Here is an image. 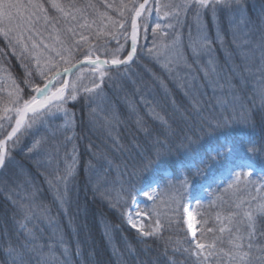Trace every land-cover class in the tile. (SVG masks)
<instances>
[{
  "label": "snow or ice",
  "instance_id": "obj_1",
  "mask_svg": "<svg viewBox=\"0 0 264 264\" xmlns=\"http://www.w3.org/2000/svg\"><path fill=\"white\" fill-rule=\"evenodd\" d=\"M258 3L257 8L249 0H155L151 4L150 0H121L119 5L103 3L101 10L92 0H0V43L6 42L24 69L20 83L13 79L14 91L8 93V102L0 111V196L11 204L17 225L0 232V264H72L63 235L58 244H44L39 224L45 218L53 221V206L65 216L74 202L79 208L81 172L87 175L93 199L111 208L128 209L120 217L141 237L163 239L164 226L159 220L151 230L140 223L144 213L136 206L134 194L154 199L151 185L144 190L143 182L164 163L170 164L172 175H162L159 181H177V192L194 188L195 181L213 169L234 177L228 185L234 192L249 186L264 192V171L260 180L254 179L257 173L251 163L264 154V136L241 135L252 121L247 105L254 106L257 97L264 131V0ZM109 9L116 18L109 15ZM153 14L166 22L151 27L150 47H138L141 31L148 36ZM100 37H110L117 46L110 49L95 43ZM227 37L240 49L244 73L258 76L251 96L243 91L248 78L231 56L226 60L227 70L218 62L217 45L220 51L226 50ZM0 62L7 63L2 48ZM82 65L95 77L91 86L78 83L81 77L76 73L84 72ZM134 66L148 73L151 84ZM69 75L76 79L70 82ZM234 78L240 80V88ZM126 82L152 91L159 88L163 93L154 105L145 104L146 115L161 130L137 154L139 159L130 170L128 164L123 165L120 181H109L112 168L121 166L114 165L91 139L81 152L80 141L87 139L85 131L101 126V120L104 127L118 121L121 103L136 115L140 127L148 128L136 104L121 99ZM170 84L183 90L187 105L179 104ZM209 91L211 98L204 99ZM140 102L144 103L143 98ZM85 155L89 158L84 159ZM183 212L191 233L189 247L173 248L169 256V238L152 264H159L160 256L164 264H177V252L186 254L190 264H264V196L237 197L226 214H217L218 227L201 231L199 238L201 220L190 208ZM68 221L71 224L72 217ZM104 227L105 234L119 230V225L107 222ZM125 253L136 255L126 243L124 250L114 253L117 261ZM75 255L80 256L79 249Z\"/></svg>",
  "mask_w": 264,
  "mask_h": 264
},
{
  "label": "trees",
  "instance_id": "obj_2",
  "mask_svg": "<svg viewBox=\"0 0 264 264\" xmlns=\"http://www.w3.org/2000/svg\"><path fill=\"white\" fill-rule=\"evenodd\" d=\"M164 1L167 2V0ZM92 2L98 4L101 7V10H104L103 3L119 5L121 0H103V2L102 0H92ZM249 3L255 4L257 8L259 7L258 0L255 2L249 0ZM108 11L109 15L116 18V13L113 9H109ZM165 22L166 21H163V23ZM211 24L212 22L209 18V27H211ZM151 27L152 26L149 27L147 38H145L141 31L140 45L151 46ZM226 39V50L220 51L219 46L217 45L216 55L220 66L227 70L228 64L226 63V60L231 56L232 61H234L236 65H239V70L244 73L242 66L244 61L241 58L240 49L232 43L231 37H227ZM120 42L125 44V48L128 47V44L125 43L122 36L120 37ZM95 43L100 45L107 44L110 49L117 46L116 41L111 40L110 37H100ZM0 48L4 49V57H6L7 61V63L0 62V78L11 77L10 79H15L16 83H20V78L24 75V70L21 69L22 66L20 61L6 47V42L0 43ZM256 56H259L258 52L256 53ZM142 63H148V61H142ZM5 68L9 70L3 71ZM136 69L140 72L144 81L151 84L148 73L144 72L143 69L137 67ZM155 70L157 72L159 71V69ZM88 74L93 76L89 71ZM244 75L248 78V84L243 91L246 95L251 96L253 93V84L255 80L258 79V76H248L247 73H244ZM133 79H135V77H133ZM233 83L237 88H240V80L238 78H234ZM10 86H7V90ZM21 87H23L22 84ZM169 87L172 89L179 104L187 105L189 103V99L182 94V89H177L171 84ZM106 91L111 95V90L106 89ZM120 95L122 100L127 99L136 104L140 115L147 121L148 128L140 127L136 123V115L129 112L124 107L123 103H121L117 109L118 121H113L112 126L110 127H104L102 126L103 121L101 120V126H98L97 129L93 131H85L84 135L87 139L80 141L81 152H84L85 145L88 144V139H91L93 143L100 146V151L106 154L107 158L111 160L114 165L119 164L121 166L119 170L115 167L112 168L108 175L109 181H120V172L124 171L123 165L128 164L130 170L131 164L139 159L137 154L143 152L145 145L153 143L157 138L156 133L161 130L159 123L152 121L146 115L145 108V104L150 106L154 105L155 101L160 100L163 97V93L159 88L152 91L151 89L144 88L139 83L133 85L131 82H126L125 91ZM6 98V92L0 89V111H2L1 103L6 102ZM141 98H143L144 103L140 102ZM210 98L211 92L209 91L208 96L204 97V99ZM212 103L214 104L215 101H212ZM247 107L252 109V121L250 126L243 128L241 135L247 137L250 134L254 138L260 139L261 136H264V131H262L260 113L257 111L261 108L259 98H256L254 106L247 105ZM157 111H159V109H157ZM168 111L171 112L172 109L169 108ZM173 126L176 127V125ZM149 130L152 132L151 135L147 134ZM159 139L163 140V136L161 135ZM114 141L117 143H114ZM117 144H119L120 147H117ZM88 158L87 155L84 156V159ZM251 162L260 167H264V154L255 157ZM104 167L107 168L108 165L105 164ZM163 171L172 172V167L169 163H164L160 168L151 172L149 177L144 180V186L156 178L159 179V177L162 176ZM216 171H219V169H216L215 173ZM81 177L82 179L79 185V208H77V205L74 202L68 209V216L72 217V223L69 224L68 216L59 213L57 208L53 206L51 213L53 221L49 222L48 219L45 218L43 222L39 224V227L43 229V239L41 242L44 244L49 242L58 244L61 234L63 235L65 242L64 246L68 248V251L71 254L72 264H140V262H143V264H152L154 260H157L158 255L164 251L163 243L165 240H169V238L170 242L167 246L169 256L173 255V248L189 247L191 237L186 229L183 209L185 208L188 197L195 192V187L198 183L197 181H195L194 188L180 189L179 192H177V181L170 180L167 183L162 182L160 196L156 203V210L162 213L160 222L164 226L161 231L163 239H161L160 237L142 238L139 236L137 232L130 228L125 221H122L120 217V212L128 209L124 207L111 208L108 204L93 199L91 187L86 184L87 175L81 172ZM93 179H95V177H93ZM123 179L127 180V175L123 176ZM115 187L118 191L119 183H117ZM137 188H140V184H137ZM245 192L248 193V190L246 191L242 187L238 192H234V189H230L228 186L219 187L213 202L204 204L200 207L203 231L206 232V229L211 225V222L216 220L218 213L226 214L229 205L233 203L237 197L243 198ZM137 195L138 192L134 194V198H136ZM50 201L51 197L48 198V202ZM128 203L132 204V200L129 199ZM220 210L223 212H220ZM106 222L110 225H119V230L113 229L105 234L104 225ZM15 227H17V225L12 218V206L7 200L0 196V232H3L5 229L13 230ZM140 241H143V243ZM177 241H179V244L176 243ZM126 243L135 249L136 255L130 256L125 253L122 260L117 261L114 253L117 250H124ZM78 249L80 256L77 258L75 254ZM59 251L60 248L58 247L57 252ZM174 259L177 264H190V261L186 260V254H181L180 252H177L174 255ZM159 264H164L163 256L159 257Z\"/></svg>",
  "mask_w": 264,
  "mask_h": 264
},
{
  "label": "rangeland",
  "instance_id": "obj_3",
  "mask_svg": "<svg viewBox=\"0 0 264 264\" xmlns=\"http://www.w3.org/2000/svg\"><path fill=\"white\" fill-rule=\"evenodd\" d=\"M253 1L255 2L256 0H253ZM153 2H155V1L153 0ZM161 2L166 3L164 0H161ZM156 22L163 23V21H158V18L155 16V14L151 15L149 17V20H148L149 25L154 26ZM145 42H146V39H145ZM122 44H124V43H122ZM134 67L136 68V66H134ZM21 69L24 70L23 67H21ZM76 75H79L81 77V79L78 83H80L83 86H91V81L95 78V77L88 74V68H85L83 73H76ZM10 78L11 77L3 78V79L0 78V89H2L7 94L6 102L1 103V110L3 109L4 105L8 102V99H9L8 93L14 91L13 82H12L13 79H10ZM75 79H76V76L73 75L71 81H74ZM7 86H10L8 88V90H7ZM252 164H253V167L255 169V172L257 173V175L254 177V179L260 180L261 177L259 174L262 171H264V167H260L259 165H256L254 163H252ZM215 170L216 169H213L212 171H205L204 175L202 177H199L196 180L198 183L195 187V192L193 193L192 196L188 197L186 205H185V208H190L191 214L199 220H201L200 207L204 204H208L210 202H213V199L218 192V188L219 187H226L230 183H232V181L234 180V177L230 176L227 172L219 169V171H216V173H215ZM167 174L168 173L164 174V176L170 177ZM149 184L152 187V190H153L152 195H153L154 199L148 200L140 192H138V195L135 198L136 206L139 208V210L142 213H144V215L140 219V223L143 225V227L146 230H151L152 228H154L155 227V221L156 220L161 221V214H162L161 212H158L156 210V203H157L159 196H160V190L162 188V182L156 178L153 181H151L150 183H148L146 186H144V190H148ZM250 194L255 195V196H264V192L257 193L254 189H252L251 186H249L248 193L245 192L243 198L246 199ZM197 199L200 200L199 204L196 203ZM221 211L222 210H220V212ZM184 215H185V225H186V229H187V223H186L187 214L184 213ZM209 227H218L216 220H214V222H211V225ZM187 231L191 237V233L189 232L188 229H187ZM201 231H203V228H202V224L200 223L199 225H197V238H199ZM211 235L212 234L206 233V236H208L209 238L211 237ZM142 238H147V237H142ZM204 242H207V241H204Z\"/></svg>",
  "mask_w": 264,
  "mask_h": 264
},
{
  "label": "water",
  "instance_id": "obj_4",
  "mask_svg": "<svg viewBox=\"0 0 264 264\" xmlns=\"http://www.w3.org/2000/svg\"><path fill=\"white\" fill-rule=\"evenodd\" d=\"M150 2H151V0H150ZM139 43H140V35H139V39H138V47H139ZM82 67H85V66L82 65ZM72 76L73 75H69V76L66 77V79H68L69 81H71Z\"/></svg>",
  "mask_w": 264,
  "mask_h": 264
}]
</instances>
